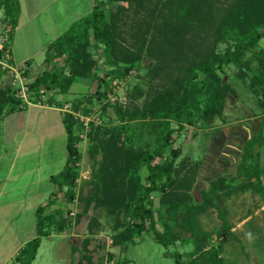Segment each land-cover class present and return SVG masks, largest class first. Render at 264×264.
<instances>
[{"label":"trees","instance_id":"obj_1","mask_svg":"<svg viewBox=\"0 0 264 264\" xmlns=\"http://www.w3.org/2000/svg\"><path fill=\"white\" fill-rule=\"evenodd\" d=\"M0 4L10 26L0 51L3 59L12 57L21 3L0 0ZM113 4H119L116 11L111 9ZM262 41L264 0H96L89 15L47 47L46 69L29 84L33 105L62 110L61 103L53 98L43 101L41 94L50 90L67 94L76 81L96 78L98 61L91 49L101 50L104 64L110 68L100 79L106 85L104 93L84 96L72 103L71 111H62L68 159L62 172L51 177L58 191L37 208L36 236L19 251L14 264H33L42 240L55 232L64 233L73 224L58 202L60 195L68 204L76 199L83 158L79 148L82 124L76 114L92 116L95 100L106 98L112 88L107 78L127 75L145 60L152 61L148 88L136 87L129 107H114L117 125H101L90 134V154L96 165L90 192L79 197L84 207L75 225H80L91 209H105L115 218L113 247L135 243L150 233L176 264H228L223 257L224 242L235 234L227 200L245 188H252L264 200V170L258 151L264 147ZM225 68H234L235 77L257 98L262 120L256 134L247 140L237 166L238 189L223 175L201 193L202 201L197 203L193 190L202 160L185 156L175 146L176 138L188 129L195 130L194 136L206 131L212 120L224 116L228 99L237 95V90L224 81ZM1 70L0 66V75ZM140 99L144 100L142 105L137 104ZM28 107L11 84L0 86V119ZM137 122L152 123L163 136L151 147L130 145L129 125ZM143 168L148 172L145 179ZM154 194H160L158 212L153 206ZM213 210L222 225L217 231H207L201 219ZM100 224L91 217L88 238L80 246L84 255L81 264H94L90 246ZM215 236L217 246L212 244ZM179 243L192 244L193 250L172 252L170 247ZM72 249L74 256L80 252L79 246Z\"/></svg>","mask_w":264,"mask_h":264},{"label":"rangeland","instance_id":"obj_2","mask_svg":"<svg viewBox=\"0 0 264 264\" xmlns=\"http://www.w3.org/2000/svg\"><path fill=\"white\" fill-rule=\"evenodd\" d=\"M95 5L96 0H24L25 20L14 47L17 62L12 57H8L9 62L7 65L12 67V69L2 68L0 86L4 87L11 84L17 97L24 99L19 85H15L12 82V79H15V71H18L23 65L27 66V74L22 75V78L29 88V84L46 69V46L64 32L70 24L89 15ZM118 6L119 4H113L111 9L116 11ZM36 14L39 15L37 18H35ZM5 17V10L0 4V43L3 41V38H6L10 29ZM27 20H30L31 24ZM261 46L264 47V41L261 42ZM222 49L224 48L222 47ZM91 52L98 61L97 68L95 69L96 78L76 81L67 94H62L59 90L43 92L41 94L42 100L46 101L53 98L57 103L62 104L63 109L60 110L61 112L71 111L74 101H78L84 96L95 94L98 91L104 93L106 85L100 79L105 77L110 68L104 64L105 59L101 50L95 51L91 49ZM11 59L14 63L10 61ZM56 62L59 63L58 61ZM151 65V60H145L142 66L137 67L127 75L114 80H110V77H108L107 81L111 84L112 88L107 93L106 98L95 100L93 115L88 117L90 118L88 123L82 112L76 114V117L82 124V127L79 128V133L83 139L79 144L83 158L80 165V178L76 189V199L73 203L68 204L64 201L63 195H60L58 202V206L68 212L67 218L73 221V224L64 233L55 232L56 234H53L51 237L44 238L33 264L83 263L84 255L80 247L81 245H78L80 252L74 256L72 247L76 243L69 234L76 227L75 220L77 214L83 211L84 204L79 200V197H86L91 189L92 172L95 169L96 161L90 154V149L93 145L90 134L94 133V128L101 125L118 124L117 113L114 107H129L132 101L130 95L134 92L135 88L138 86L144 89L148 88L147 74ZM223 78L238 93L237 97L229 98L224 116L218 118L222 120L221 123L224 124V129L220 128L221 132L217 133H214V131H200L196 137L194 136L195 130L188 129L180 137L176 138L175 146L180 147L185 156H191L195 160H204L205 165L208 164L209 167H213L214 169L220 164H222V167L226 164L228 167L224 171L225 173L222 170H217L218 173L216 172L217 174L215 173L211 178L216 179L220 175H227L230 179L229 184L238 189L240 181L236 180L238 175L237 166L243 158L244 146L248 138L256 134V129L261 124L262 118L258 117V115L262 110L258 105L257 98L249 93L245 84L235 77L234 68H225ZM31 96V92H27L24 99L29 107L33 106L30 100ZM143 101V99L137 100V104L142 105ZM19 115L27 119V115L23 113ZM20 116H12L13 118L5 121L7 124L0 123V147L3 145V134L5 135V132H10L18 126L16 117ZM30 117L29 134L25 143V153L27 152V156H24L25 164L23 166L24 170H26V175L23 176V179L27 180L29 187H32L33 190L35 187L34 193H36V182H40L39 187L45 193L44 197H38L37 199L30 196L27 201L26 207L29 211V216L26 226L28 228L26 229L29 238H33L36 236V228L32 226L35 223V216L33 214V209L36 206L35 202L36 200L41 202V204L46 202L50 192L55 189L48 182L49 180H42V177H38L37 173L40 169L38 170L37 167L40 168L41 166V170H46L50 174L60 172L66 162L67 138L66 130L63 127L62 114L58 110L49 107H36L32 108L29 119ZM259 119L260 123L258 125L256 120ZM216 122L219 123L220 121ZM219 125L222 126V124ZM160 131L161 129L158 130L152 123H132L129 125V135L130 139H132L130 145L133 144L132 146L138 148L154 146L155 140L163 136ZM216 138H218L217 142ZM4 141V147L6 145L7 148H10L11 146L9 145L11 143H6V139ZM215 144L216 146H214ZM223 145H226L227 149L223 150L225 148ZM212 147L215 148V152H210ZM232 149L234 150L233 153ZM258 151L260 152V165L264 170V147L258 149ZM219 154L220 156L224 155L223 158L218 156ZM100 157L98 156V159ZM147 174L146 168H143L141 170L142 178L145 179ZM205 175V178L210 179L207 172ZM262 180L264 184V177ZM205 189L210 188L208 185H203L200 182L194 187L193 193L197 198L201 199V191ZM226 205L230 221L236 230L235 236L227 237L224 242L223 254H225L228 264H264V200L252 188H245L237 191L230 197ZM153 206L157 212L160 210V194H154ZM88 216V223L91 217L94 216L101 223L100 227L95 230V233H98L94 235L93 243L90 246L94 264H107V260L115 264L121 263V261H116L115 254L111 258V253L105 252L108 238L109 244H112V236L116 231L115 218L111 217L105 209H98L96 212L91 209ZM202 222L205 228L210 231H217L222 225L217 212H213L208 217H205ZM22 238L12 243L11 237H8L9 241L7 246H4L5 250L0 251V264H14L15 255L13 254L15 248H18L20 243L26 240L27 237L23 236ZM212 244L217 246L219 241L214 240ZM128 247V251L120 255L122 259L127 257L130 260L128 264H176L173 258L165 256L166 249L158 244L150 233L145 234L139 244H130ZM190 249L192 250L190 244L182 243L170 247L172 252H180L182 254L188 253Z\"/></svg>","mask_w":264,"mask_h":264},{"label":"crops","instance_id":"obj_3","mask_svg":"<svg viewBox=\"0 0 264 264\" xmlns=\"http://www.w3.org/2000/svg\"><path fill=\"white\" fill-rule=\"evenodd\" d=\"M20 3H21L20 23H19L18 28L16 29L15 39H14L13 47H12V58L15 62H17V61L15 58L14 47L17 43L19 31L22 28L23 22L25 20L24 0H20ZM38 16L39 15L36 14L35 18H37ZM27 21L29 23L30 20H27ZM74 23L75 22L70 24V26H68V28H66V30L64 32H62L59 36H57V38H55L53 40V42H55L66 31H68ZM30 24H31V21H30ZM53 42H51V43H53ZM51 43H49L46 46V49ZM26 62H28V61H26ZM249 93H251V92H249ZM237 95H238V93H237ZM237 95H236V97H237ZM230 98H232V97H230ZM36 107L43 108V107H47V106L33 105V106L28 107L26 110L17 111V112H15L9 116L4 117L3 119H0V123L1 122L5 123L6 120L13 118L12 116H15V115L20 116L19 114H22V113L27 115V119H24L21 116L16 117L17 122H18V126L15 129H12V131H10V132H8V131L5 132V135L3 134V145L0 147V173H1L0 174V251L5 250L4 246H7V243L9 241L8 237H11L12 243H15L19 238L23 239L22 238L23 236L27 237L26 240H23L20 243V246L18 248H15V251L13 254V255H15V257L17 256L19 251L30 240H32L34 238V237L29 238L28 231L26 229V228H28L26 226H27V221H28V216H29V211L27 210V207H26L27 201L30 198V196L36 197V199H37L38 197H44V195H45L43 189H41L39 187V184H41L40 182H36V184H37L36 185V193H34L35 187L33 190L32 187H29L27 180L23 179V176L26 175V170H24V168H23V166L25 164L24 156L27 153V152L25 153V143L27 141L26 138L29 134V130H28L29 129V122L31 121V117L29 119V114H30L32 108H36ZM226 107H227V105H226ZM49 108H52L54 110L56 109L62 114V112L60 111L61 109H58L55 107H49ZM225 110H226V108H225ZM62 121H63V118H62ZM216 121H220V122L218 123ZM221 121L222 120H219L218 118L212 120L210 122V128L206 131L207 132L214 131V133L221 132L220 128L224 129L223 127H225V126H223L224 124L221 123ZM259 121H260V119L256 120L258 125L260 123ZM5 124H7V123H5ZM219 124H222V126ZM63 127L65 129L64 123H63ZM258 129H259V127H257L256 130L258 131ZM198 134L195 135V137L198 136ZM66 138H67V132H66ZM249 138H251V137H249ZM5 139H6V143L7 142L11 143L9 145V146H11L10 148H7L6 145L4 147V144H5L4 140ZM217 141H218V138H216V142ZM214 146H216V144ZM223 146L225 147L223 150L227 149L226 145H223ZM229 147H230V145H229ZM66 151H67V141H66ZM212 151L215 152V148L212 147L210 152H212ZM233 152H234V150L232 149V153ZM218 156H220V154ZM223 156H220V157L223 158ZM67 159H68V152H67V156H66V162H67ZM66 162L63 166V169L66 165ZM219 166H220V169H219ZM219 166L215 167V169H214L213 167H209L208 164L205 165L204 160H202V166H201L200 174H199V177H198L196 184L198 185L201 182L203 185H208V187L210 188L212 185V182L215 181L216 179H218L219 177L223 176V175L218 176L216 179H212L211 177L217 172V170H220V171L222 170V172L225 173L224 171L228 167V166H226V164H224L223 167H222V164H220ZM37 169L38 170L40 169L39 172L37 173L38 177H42V180H49L48 182H50L52 184V186H54L55 189H54V191L52 190L50 192V194L48 196L49 198L46 202L41 204V202H38V200H36V202H35L36 206L33 209V214L35 216V218H34L35 223L32 226H34V228H36V223H37V218H36L37 208L40 205L46 204L51 199L52 195L58 191L57 187L52 183L51 177L53 175H56V174L62 172V170H63L62 169L60 172H57L56 174H50L46 170L45 171L41 170L42 169L41 166H40V168L37 167ZM206 172L209 174L208 176H210V179L205 178ZM201 177H202V179H201ZM196 184H195V186H196ZM205 190H209V189H205ZM203 191L204 190H202L201 193ZM193 195H194V193H193ZM194 198H195L197 203H200L202 201V194H201V199L197 198L195 195H194ZM213 212H216V211L215 210L211 211L208 215L204 216L201 220L203 221V219L205 217H208ZM217 215H218V213H217ZM88 220H89V216L84 217L81 224L74 227L71 230V233L69 235L73 238L74 242L76 243L73 246L81 245L83 243V241L86 238H88V233H87ZM202 225H203V222H202ZM203 227L205 228L204 225H203ZM232 227H233L232 232L234 234H236V230H235L234 226H232ZM207 231H210V230H207ZM96 240H98V239H96ZM214 240L217 241L216 236L214 237ZM110 242H111V239H110ZM140 242H141V239L137 240L135 243H130V244L136 245V244H139ZM106 243H107V246L105 247V252L115 254L116 255V261H121V263H119V264H128L130 262V260L127 257H125L124 259H122L120 257L121 254L128 251V248H129L128 246L130 244L125 245L124 247H113L111 243L109 244V238H108V241ZM190 246H192V244H190ZM192 250H193V246H192ZM192 250L190 249L188 252H191ZM72 252H73V249H72ZM223 257L227 261L225 254H223ZM108 262H109V260H107V263Z\"/></svg>","mask_w":264,"mask_h":264},{"label":"built area","instance_id":"obj_4","mask_svg":"<svg viewBox=\"0 0 264 264\" xmlns=\"http://www.w3.org/2000/svg\"><path fill=\"white\" fill-rule=\"evenodd\" d=\"M6 41V38H3V41H1L0 43V51L3 49L4 47V43ZM8 58H3V59H0V66H3L2 68L3 69H8V68H11L8 64ZM15 70V69H14ZM26 70H27V66L26 65H23V67H20L18 69V71H15L16 75H15V79H12V82L15 84V85H19V89H20V92L21 94H23L22 96L24 97V99L26 98V94L27 92L29 91V88L27 87V85L23 82V78H22V75H24L26 73ZM87 123L90 121V118L88 117H85ZM107 264H114L113 262H108Z\"/></svg>","mask_w":264,"mask_h":264}]
</instances>
